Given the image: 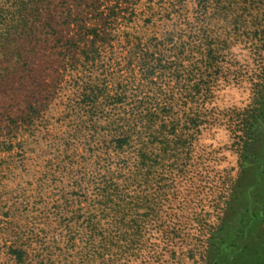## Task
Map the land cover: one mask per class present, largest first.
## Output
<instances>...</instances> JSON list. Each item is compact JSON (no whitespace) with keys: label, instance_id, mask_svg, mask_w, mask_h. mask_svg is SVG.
Listing matches in <instances>:
<instances>
[{"label":"trees","instance_id":"obj_1","mask_svg":"<svg viewBox=\"0 0 264 264\" xmlns=\"http://www.w3.org/2000/svg\"><path fill=\"white\" fill-rule=\"evenodd\" d=\"M164 6L163 0H0V171L10 184L0 194V256L6 261L57 264L65 253L48 248L58 245L50 234L51 210L57 216L79 204V214L59 223L67 231L65 248H73L70 222L80 216L92 227L110 209L119 173L130 166L119 155L168 118L173 98L154 108L149 87L159 83L163 92L166 79L184 81L192 71L183 65L190 54L185 34L169 23ZM255 90V109L236 136L239 145L253 142L245 158L258 161L264 67ZM133 153L143 166L144 154ZM254 180L236 190L213 233L233 238L239 226L243 248L229 257L225 243L213 264H226V257L229 264H264V195L256 193L264 169ZM91 187V209L84 210ZM236 206L244 212L235 219Z\"/></svg>","mask_w":264,"mask_h":264},{"label":"rangeland","instance_id":"obj_2","mask_svg":"<svg viewBox=\"0 0 264 264\" xmlns=\"http://www.w3.org/2000/svg\"><path fill=\"white\" fill-rule=\"evenodd\" d=\"M163 2L169 23L185 34L190 54L183 65L192 72L184 81L166 79L163 92L156 89L159 83L149 87L150 106L157 108L172 97L171 112L152 126L150 135L119 155L130 166L119 173L110 209L98 214L92 227L80 216L70 222L73 248H65L67 231L59 223L79 214V204L72 203L57 216L51 210L50 234L58 245L49 242L48 248L56 255L65 253L57 264H213L215 257L223 256L225 243L230 244L229 257L243 248L245 231L239 226L233 238L213 233L221 226L227 203L235 202L236 190L255 185L264 169V145L254 161L245 158L253 142L239 145L236 136L238 124L255 109V89L262 77L264 0ZM258 129L264 135V123ZM134 149L144 154L143 166L137 165L141 159L134 157ZM2 174L1 195L10 185ZM261 187L256 193L264 195ZM45 193L50 194L47 189ZM92 197L91 187L84 210L91 209ZM243 212L236 206L231 216L236 219ZM252 229L250 235L257 236ZM225 261L229 264L228 257ZM0 264L13 263L1 255Z\"/></svg>","mask_w":264,"mask_h":264}]
</instances>
